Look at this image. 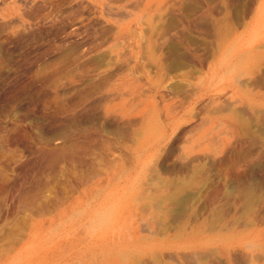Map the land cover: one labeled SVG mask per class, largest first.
Masks as SVG:
<instances>
[{
  "label": "rangeland",
  "instance_id": "rangeland-1",
  "mask_svg": "<svg viewBox=\"0 0 264 264\" xmlns=\"http://www.w3.org/2000/svg\"><path fill=\"white\" fill-rule=\"evenodd\" d=\"M199 1L0 0L6 264H264V0ZM123 22L134 34H116ZM169 43L200 60L168 70ZM98 57L118 83L142 82L138 133H115L123 122L95 98L75 106L87 86L62 74ZM210 83L222 106L191 104ZM60 146L70 154L45 153Z\"/></svg>",
  "mask_w": 264,
  "mask_h": 264
},
{
  "label": "bare ground",
  "instance_id": "bare-ground-1",
  "mask_svg": "<svg viewBox=\"0 0 264 264\" xmlns=\"http://www.w3.org/2000/svg\"><path fill=\"white\" fill-rule=\"evenodd\" d=\"M199 1V0H198ZM189 2V1H188ZM200 2V1H199ZM202 2V1H201ZM196 4V3H195ZM140 5V4H139ZM143 6V5H142ZM195 6V5H194ZM197 6V5H196ZM189 7V6H188ZM186 8V7H185ZM193 10V9H192ZM191 10V11H192ZM195 12V11H194ZM193 14V13H192ZM191 14V15H192ZM146 17V15L144 16ZM174 17V16H173ZM129 24V23H128ZM127 23H124L120 25H117V30H116V27H115V30H116V34L118 35H121L125 32H131L132 30L130 29L129 25ZM114 26V25H113ZM167 27V26H166ZM170 28V27H169ZM108 27L104 26L102 28V30H107L108 31ZM111 29V28H110ZM113 29V28H112ZM106 31V32H107ZM163 31V30H162ZM103 32V31H102ZM112 32V30H111ZM208 32V31H207ZM104 33V32H103ZM115 33V32H114ZM157 34H161L159 32L156 31ZM165 33V32H164ZM105 34V33H104ZM131 34H134V32L130 33ZM217 37L218 39H225L226 37L225 36H222V34H220V32L218 31L217 33ZM115 35V34H114ZM163 35V33H162ZM125 36V35H123ZM126 36H129L126 34ZM135 36V35H134ZM139 36V35H138ZM154 36H155V33H154ZM165 37V36H164ZM122 38V36H121ZM120 38V39H121ZM125 38V37H124ZM120 39L118 41H120ZM126 39V38H125ZM145 39V38H144ZM160 40V39H159ZM215 40V39H214ZM117 42V41H116ZM122 42V41H121ZM145 42V41H144ZM219 42V41H218ZM225 42V41H224ZM224 42H222L224 44ZM161 43V42H160ZM216 43V42H215ZM221 43V42H220ZM214 44L216 48H221V44ZM100 44L101 42H97V45L96 47H100ZM120 44V42H119ZM170 44V43H169ZM114 45V44H113ZM136 45V44H135ZM115 46H117L115 44ZM138 46V45H137ZM223 46V45H222ZM95 47V46H94ZM136 47V46H135ZM141 47V46H140ZM143 47V46H142ZM169 48V51L167 52H170L172 56L168 57L167 58H171L174 56L173 58V63H168L166 60V65H167V69H174L176 67L180 68V67H184L186 64L187 65H191L192 62L196 59V60H200L199 56L197 57L196 54L192 55V56H188V55H184V54H179L177 53V48L172 44H170V46H168ZM162 48V47H161ZM102 49V48H101ZM101 49H99V51H101ZM98 50V49H97ZM143 50L144 47H143ZM216 50V49H215ZM114 51V50H113ZM141 51V50H140ZM104 52V51H103ZM112 52V51H111ZM119 52V51H118ZM121 52V51H120ZM180 52V51H179ZM105 53V52H104ZM107 54V53H106ZM124 54V53H123ZM122 54V55H123ZM179 54V55H178ZM186 54V53H185ZM102 55V53H101ZM104 55V54H103ZM115 55V54H114ZM244 55V54H243ZM204 56V55H203ZM215 53L212 52V54H210V57H213L209 59L208 61V64H209V71L212 75H213V80L216 78L217 74L219 73V71L222 69V65L219 66V63H215L214 64V58H215ZM97 57V56H96ZM103 57V56H102ZM108 58V57H107ZM166 58V57H165ZM96 59V58H94ZM109 59V58H108ZM112 59V58H111ZM105 60H107L106 58H101V57H98L95 61V67L91 70L89 69H86V68H83L81 69L80 71H66L62 74V76H65L64 78H66L68 80V82L70 84H78V86H87L84 88L83 91H81L79 93V99L78 101L76 100V105H81V104H84L87 100L89 99H94L97 100V103H99L100 105H104L105 106V111L107 114H111L112 116H117L119 117L118 119L121 120L123 122L122 125L118 124L117 126L114 127V132L115 133H121L122 134V131L123 130H127V129H130L131 133H138L140 128H141V125L143 124L144 122V113L148 107V104H145L143 106V94H142V82L140 80H137L135 81L134 79L135 78H130L129 79V87L126 86V83L125 82H117L116 80H114L112 77H111V62L110 63H106ZM171 60V59H170ZM203 60V59H202ZM206 60V59H204ZM110 61V59H109ZM161 61V60H160ZM94 62V61H93ZM120 62V61H119ZM195 62V61H194ZM197 62V61H196ZM205 62V61H204ZM197 64V63H196ZM200 64V63H198ZM93 65V64H92ZM158 65V64H157ZM194 65V63H193ZM162 66V65H161ZM197 66V65H196ZM159 69V68H157ZM229 70V69H228ZM133 71V70H132ZM55 72V70H54ZM131 73V72H130ZM55 74V73H53ZM163 74V73H162ZM129 75V74H128ZM132 75V74H131ZM49 76V75H48ZM126 74L125 73H122V77H125ZM49 78V77H48ZM100 78V79H99ZM151 78V77H150ZM114 81H113V80ZM152 79V78H151ZM217 79V78H216ZM124 80V79H123ZM135 83H133L134 81ZM212 80V81H213ZM260 81V79H259ZM26 82V81H25ZM15 83V82H14ZM54 83V82H53ZM25 84V83H24ZM192 84V83H191ZM209 84V82H208ZM214 84V83H213ZM27 84L26 85H20V88L19 89H23V90H27ZM16 89V88H15ZM219 89H220V86H219ZM217 87L213 88L212 87V83H210V86H206V85H203V84H200V86H198L197 88V91H196V96L194 97V100L191 101V104H197L205 95L209 97L210 99V103H214V104H217L216 106L219 107L220 104H218L219 102H222L220 99H221V96H222V89L220 90V92L218 91L219 90ZM236 89V88H234ZM18 90V89H17ZM10 91V97H13L15 95V91L13 90H9ZM53 92V91H52ZM66 92V91H65ZM238 92L240 93L239 91H235V93ZM222 93V94H221ZM236 93V94H238ZM235 94V95H236ZM189 95V94H188ZM195 95V94H194ZM239 95V94H238ZM9 96V95H8ZM25 96V95H23ZM187 96V95H186ZM188 97V96H187ZM189 97H191L189 95ZM24 98V97H23ZM51 98V97H50ZM185 99V98H184ZM188 98L185 99V101L187 100ZM208 99V100H209ZM23 100V99H22ZM226 100V99H225ZM21 101V100H20ZM49 101V100H48ZM176 101V100H175ZM184 101V100H183ZM188 101V100H187ZM203 101V100H202ZM66 102V101H65ZM178 102V101H177ZM176 102V104H177ZM182 103V101H179V103ZM57 103V102H56ZM171 104V103H170ZM226 104V103H225ZM61 105V104H60ZM58 105V106H60ZM66 105V104H64ZM173 105L174 102H173ZM172 106V105H170ZM185 106V105H184ZM215 106V107H216ZM222 106V105H220ZM248 106V105H247ZM194 106H192V109ZM205 107H206V104H205ZM203 107V108H205ZM209 107V105H208ZM214 107V106H213ZM212 107V108H213ZM220 108V107H219ZM225 108V107H224ZM61 109V108H60ZM64 109V108H63ZM191 109V110H192ZM216 109V108H215ZM214 109V111L216 112V110ZM218 109V108H217ZM232 109V108H231ZM59 110V109H58ZM62 110V109H61ZM65 110V109H64ZM213 110V109H212ZM247 110V109H246ZM167 111V110H166ZM208 111V110H207ZM213 111V112H214ZM217 111H220V110H217ZM174 112V111H173ZM206 112V111H205ZM221 112V111H220ZM25 114V112H24ZM195 114V113H194ZM193 114V115H194ZM136 116H139V119L137 118H133L132 117H136ZM17 117V116H16ZM60 117V116H59ZM22 119V118H21ZM18 121V120H17ZM14 123V122H13ZM18 126V125H17ZM22 126H18V128H20ZM88 127V126H87ZM16 128V130L18 129ZM23 128V127H22ZM14 128H12V131H13ZM25 129V128H24ZM23 129V130H24ZM108 129V128H107ZM212 129V128H211ZM211 129H209V127L207 128V130H205V134H208L209 131H211ZM11 130V129H10ZM15 130V129H14ZM25 131V130H24ZM126 132V131H125ZM212 133V132H211ZM24 134V133H23ZM22 134V135H23ZM124 135V134H123ZM54 137V136H53ZM63 137V136H62ZM61 137V138H62ZM48 139V138H47ZM25 140V139H24ZM47 141V140H46ZM45 141V143H46ZM131 141V140H130ZM194 141V140H193ZM44 142V141H43ZM124 144V143H123ZM122 144V145H123ZM202 144V143H201ZM103 146V145H102ZM126 146V145H124ZM44 147V146H43ZM64 147V145H63ZM104 147V146H103ZM69 149V148H68ZM42 150V149H41ZM44 150V149H43ZM66 150H67V146H66ZM66 150H63L62 147H46L45 148V153L50 155L51 157L53 156V158H59L63 155H68L70 154V150L66 151ZM54 158V159H55ZM117 178H120L119 175H117L116 172L112 173L111 175H109L107 177V180H108V183H110L111 181L117 179ZM32 189V188H31ZM111 190V189H110ZM17 192V191H16ZM51 193V192H50ZM177 194H183V191L181 189L177 190L176 192ZM36 194H40V191H38ZM30 203V202H29ZM178 205H179V209L177 212H179L180 210H182L183 208L186 207L187 205V197H184V199H180L177 201ZM27 204V203H26ZM48 204L45 203L44 207H47ZM42 207V206H41ZM37 212V211H36ZM37 214V213H36ZM33 229V227L31 228ZM30 229V230H31ZM190 233V232H189ZM194 233V232H193ZM31 234V232L29 233ZM120 236V234H118V237ZM81 239V238H80ZM111 242V241H110ZM50 246V245H49ZM187 246H185L186 248ZM188 248V247H187ZM186 248V249H187ZM191 248V247H190ZM78 251V250H77ZM76 251V248H73V250L70 251V253L68 254V256L70 255H77L79 254V252ZM194 252V250H192ZM200 252V251H199ZM204 252V251H203ZM5 253V252H4ZM3 252H0V264H6V261L10 259V256L9 255H6L4 254ZM211 254V253H210ZM209 254V255H210ZM67 255V254H66ZM202 255V254H201ZM212 255V254H211ZM198 256V255H197ZM186 257V256H185ZM188 259V258H187ZM200 259V258H199ZM69 260V259H68ZM178 260V259H177ZM201 260L202 262H205L206 264H210L212 260H210V258H208V255L205 256V255H202L201 256ZM216 260V259H215ZM239 260V259H238ZM190 261V260H189ZM39 262V261H38ZM57 262V261H56ZM193 263V262H192Z\"/></svg>",
  "mask_w": 264,
  "mask_h": 264
},
{
  "label": "crops",
  "instance_id": "crops-1",
  "mask_svg": "<svg viewBox=\"0 0 264 264\" xmlns=\"http://www.w3.org/2000/svg\"><path fill=\"white\" fill-rule=\"evenodd\" d=\"M170 23H172V22H170Z\"/></svg>",
  "mask_w": 264,
  "mask_h": 264
}]
</instances>
